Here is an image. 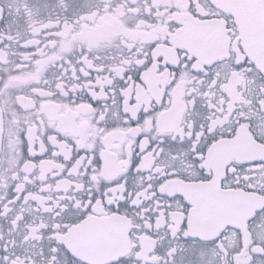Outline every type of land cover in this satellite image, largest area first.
<instances>
[{
  "label": "snow or ice",
  "instance_id": "snow-or-ice-1",
  "mask_svg": "<svg viewBox=\"0 0 264 264\" xmlns=\"http://www.w3.org/2000/svg\"><path fill=\"white\" fill-rule=\"evenodd\" d=\"M0 264H264V0H0Z\"/></svg>",
  "mask_w": 264,
  "mask_h": 264
}]
</instances>
